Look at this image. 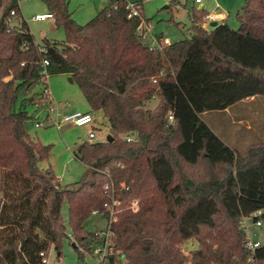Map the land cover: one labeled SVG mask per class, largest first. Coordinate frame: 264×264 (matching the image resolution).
Instances as JSON below:
<instances>
[{"label": "trees", "instance_id": "16d2710c", "mask_svg": "<svg viewBox=\"0 0 264 264\" xmlns=\"http://www.w3.org/2000/svg\"><path fill=\"white\" fill-rule=\"evenodd\" d=\"M41 1L63 39L37 43L16 0H0V264H45L68 230L79 259L107 241L104 264H264L242 222L259 209L264 219V137L241 152L202 117L264 95V0H245L237 29L206 27L192 5L190 36L159 46L140 31L151 21L142 1L130 15L129 0H107L84 23L69 0ZM56 73L71 75L113 137L79 140L87 171L67 183L40 166L52 143L28 132L35 87ZM96 212L105 229L89 230Z\"/></svg>", "mask_w": 264, "mask_h": 264}, {"label": "rangeland", "instance_id": "374dc122", "mask_svg": "<svg viewBox=\"0 0 264 264\" xmlns=\"http://www.w3.org/2000/svg\"><path fill=\"white\" fill-rule=\"evenodd\" d=\"M130 2L142 1L144 5V13L147 18H150L152 26L150 30L154 35L153 43L155 44L156 33L161 36H167L170 40L177 41L190 36L191 34V20L188 15V10L192 5L201 7L202 3H209L210 5L214 0H203L197 2L196 0H180L171 6V0H129ZM216 1V0H215ZM69 10L73 14V18L78 23H84L93 17L99 10L100 4H105L107 0H70ZM222 6L229 8L231 15L228 17V23L233 28H238L239 20L237 18L238 8L244 5L245 0H219ZM25 12L23 15L25 20L30 26L31 30L35 33L37 40H41L44 36L52 39L61 40L64 38V31L62 28H57L54 25L53 20L48 18L45 20H34L31 18L32 14L38 12L37 6L41 5L45 8V4L41 0H24ZM45 12V10H44ZM174 17L175 21L169 19ZM10 24L17 23L16 18H12ZM179 23V24H177ZM219 21L206 23V27L212 28ZM46 33V34H45ZM148 37V36H147ZM157 44V46L161 45ZM49 88L52 89L54 95L53 104H58V98H64L63 105L60 108L64 112L77 109V105H81L85 101V97L75 82L70 83L65 80L62 75L51 74L48 77ZM44 87L43 82L37 84L35 90L38 91ZM67 98V99H66ZM260 99L247 102H240L236 105V109L246 111L252 110L257 105L261 104L259 112H255L254 115H247L244 117L236 116V113H228L226 111L210 112L203 114L202 117L207 122L211 123L214 130L227 142L234 145L238 150L243 152L246 145L249 142L261 139L264 137V95L259 97ZM43 97L41 98V100ZM264 101V100H263ZM68 102V103H66ZM157 100H152L148 103L153 107L156 105ZM250 105V107H248ZM245 106V107H244ZM45 107V105H44ZM26 109L30 114L34 115L37 112L39 118H35L28 125V132L31 136L39 138L44 143H52V149L49 157L40 162V166L45 168L51 166L62 183L73 182L80 180L85 172L87 166L79 159L75 158L74 150L79 140L88 139L89 130H94L99 140L106 138L108 134V122L103 118L101 111L92 112L96 119V126L92 127L91 124H85L83 126H76L71 123H62L60 128H57L52 124H43L42 126H35L34 121L36 119L42 121L45 117L44 113L37 110V106L34 104H28ZM239 118H244L238 120ZM236 119V120H235ZM238 120V121H237ZM93 123V124H95ZM248 126L251 128L248 129ZM61 212L64 217H67V203L64 200L61 207ZM106 220L100 215V213H93L86 221L85 226L89 230L105 229ZM248 238L264 240L261 236L263 232L259 233L258 226L255 225L252 218H246ZM69 237H63L62 246L59 249L54 248L52 245L49 248L47 254V262L45 264H102L98 253L96 252L99 244L93 248V254L85 253L83 259H79L74 249L73 239L71 233L68 230ZM260 237V238H259ZM247 238V239H248ZM194 244V245H193ZM198 246V240L192 238L190 241H186L183 244V248L186 252L193 249L194 246Z\"/></svg>", "mask_w": 264, "mask_h": 264}, {"label": "built area", "instance_id": "2783aa9c", "mask_svg": "<svg viewBox=\"0 0 264 264\" xmlns=\"http://www.w3.org/2000/svg\"><path fill=\"white\" fill-rule=\"evenodd\" d=\"M197 2H200L201 0H196ZM129 6L131 7L132 9V12L130 15L132 14H138L139 13V10L137 8V5L135 4V2H130L129 3ZM11 13H13V11H11ZM31 18L32 19H40V20H43V19H46V18H52L54 19V15L47 11V12H39V13H36V14H32L31 15ZM204 18L205 19H208L209 21H212V20H215L217 18V16L211 14V13H206L204 15ZM152 26L151 22H147V21H144L141 26H140V31L142 33V35L144 36H148L149 34V30H150V27ZM171 40L169 37L167 36H162L160 37V39H158V37L156 38V41H155V44L154 45H157V44H167V43H170ZM43 51L45 50V48L42 46L41 48ZM43 64H46L47 63V58H43ZM46 78V77H45ZM42 97L43 99L45 100V103H46V108H45V112H46V117L49 121V124H52V125H55L57 128H60L61 127V124L62 123H71L73 125H76V126H81V125H85V124H91L95 119H94V116H93V113L89 112V111H81V110H78V109H75V110H72V111H68V112H64L60 106L58 104H53V100L50 98V94H49V91L47 88H44L43 89V94H42ZM47 100V102H46ZM170 117H172V115H170ZM44 124V122L40 121V120H35L34 121V125L35 126H42ZM131 137L128 136V139H130ZM88 139L90 140H98V137L96 136L94 130H89V133H88ZM138 200H134L132 202V207L134 209H137L138 208ZM262 212V209H259L255 212H253L250 216H244L242 218V222L243 224L246 226L247 228V224H246V218H252L257 225H263L264 226V219L263 218H256L254 219L255 216H257L259 213ZM104 235L106 236L107 233H104ZM107 237V236H106ZM264 244V240H259V239H253L251 237H249L247 239V243L246 245L252 249H255L256 247H259L261 245ZM106 247H107V241H105V243L103 245H100L96 252L98 253L99 257H100V260H101V263H103V254L106 252ZM42 254V253H41ZM42 261L43 262H46V256L43 254V257H42ZM120 264H125V262H122Z\"/></svg>", "mask_w": 264, "mask_h": 264}, {"label": "crops", "instance_id": "0c3cea01", "mask_svg": "<svg viewBox=\"0 0 264 264\" xmlns=\"http://www.w3.org/2000/svg\"><path fill=\"white\" fill-rule=\"evenodd\" d=\"M23 1L24 0H16V2H17V4H18V7H19V9H20V12H21V15L24 17V15H23V12H25V4L23 3ZM70 1V0H69ZM203 0H201L200 2H202ZM70 3V2H69ZM103 4H100L99 6L101 7ZM223 4H221V2H219V0H214V2L210 5L209 3H202V5H201V7H203V8H205L206 9V11H207V13H211V14H213V15H215V16H217V18L215 19V20H212V21H210V22H216V21H219V22H222V21H224V20H226L227 22H228V17H230V15H231V12H230V10H229V8H227V7H225V6H222ZM37 9H38V12L37 13H39V12H44V10H45V12H47L48 10L46 9V6H45V8L43 7V6H41V5H39V6H37ZM70 9V8H69ZM240 8H238V10H239ZM0 12H1V9H0ZM70 12H71V10H70ZM71 15L73 16V14H72V12H71ZM13 17H11L10 18V20L12 19ZM14 18H16V17H14ZM25 18V17H24ZM17 19V18H16ZM46 19H48V18H46ZM50 19H52V18H50ZM9 20V21H10ZM34 20H40V19H34ZM43 20H45V19H43ZM53 20V23H54V19H52ZM40 21H42V20H40ZM208 19H205L204 18V25L206 26V23H208ZM17 23H18V19H17ZM17 23H14L13 25H15V24H17ZM54 25H55V23H54ZM29 28H30V26H29ZM57 28H59V27H57ZM30 30H31V28H30ZM32 31V33H33V35H34V38H35V41L37 42V43H41V40H37L36 39V37H35V33L33 32V30H31ZM46 34V33H45ZM47 37V36H46ZM156 37H162L161 36V34H157L156 33ZM49 38V37H48ZM153 38H154V35L152 34V32H151V30H149V34H148V40H149V42L150 43H153ZM52 39V38H51ZM57 39V38H56ZM62 39V38H61ZM155 41H156V39H154ZM57 75H62V76H64L65 77V80H67V81H69L70 83H73L74 81H73V79H72V81L69 79L70 77H71V75L70 74H68V73H58ZM48 77H49V75L45 78V81H46V88L48 89V91H49V94H50V98L53 100L54 99V95H53V93H52V89H50L49 88V85H48ZM72 78V77H71ZM43 88L44 87H42L41 89H39L38 91L40 92L41 90H43ZM84 97V96H83ZM59 100H58V102L60 103V105H63L62 103H64L63 101H62V99H64V98H58ZM67 99V98H66ZM257 99H260V98H256V99H253V98H249V99H245V100H243L242 102H245V105H247V102H251V101H254V100H257ZM264 99H262V101L261 102H264L263 101ZM46 102H47V100H46ZM58 103V104H59ZM66 103H68V102H66ZM239 104V103H238ZM35 106H37V110H40V111H42L43 113L45 112V108H46V103H45V100L44 99H42L41 101H40V104H34ZM44 105H45V107H44ZM257 105L258 106H256L254 109H252V110H250V109H248V110H246V111H241V112H239L237 109H236V105L234 106V107H232V108H227L226 110H224V111H226V112H228V113H231V114H233V113H236L235 115L236 116H239V117H244V116H249V115H254V114H256L257 112H259V110H260V108H261V104H259V103H257ZM245 107V106H244ZM248 107H250V105L248 106ZM260 107V108H259ZM76 108L78 109V110H81V111H89V112H91L90 111V106H89V104H88V102L86 101V99H85V101H83L82 103H81V105H77L76 106ZM219 112V111H218ZM256 112V113H255ZM37 112H35V114L33 115L35 118H39L37 115ZM44 115H45V117L42 119V122H44L45 124H49V121H48V119H47V117H46V113H44ZM94 116V115H93ZM95 119V118H94ZM242 119H244V118H239L238 120L240 121V120H242ZM36 120H38V119H36ZM236 120V119H235ZM237 120V121H238ZM95 121H96V119L91 123V125H92V127H94V126H96V123H95ZM93 123H95V124H93ZM81 126H83V125H81ZM249 128H251V126H248V129ZM254 223H255V225L256 226H258V228H259V233L260 232H263L262 233V235H264V226L263 225H257L256 224V222L254 221ZM262 238H264V236H261ZM260 238V237H259ZM190 240H192V239H190ZM190 240H188V241H190ZM194 245V244H193ZM197 246L195 245L194 246V248H196ZM93 254V253H92ZM46 262H47V255H46Z\"/></svg>", "mask_w": 264, "mask_h": 264}, {"label": "water", "instance_id": "95a60500", "mask_svg": "<svg viewBox=\"0 0 264 264\" xmlns=\"http://www.w3.org/2000/svg\"><path fill=\"white\" fill-rule=\"evenodd\" d=\"M69 79L72 81V78H71V77H70ZM112 138H113V137H112L110 134H107V136H106V139H107V140H112Z\"/></svg>", "mask_w": 264, "mask_h": 264}]
</instances>
